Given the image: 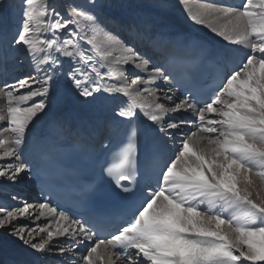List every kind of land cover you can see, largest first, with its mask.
<instances>
[{"label": "snow or ice", "instance_id": "6c2138e0", "mask_svg": "<svg viewBox=\"0 0 264 264\" xmlns=\"http://www.w3.org/2000/svg\"><path fill=\"white\" fill-rule=\"evenodd\" d=\"M208 3L187 9L219 38L195 39L216 69L206 87L174 72L193 38L142 5L0 0V264H264V194L251 178L264 184V0ZM10 56L28 71L8 79ZM65 104L101 115V183L84 195L107 194L117 212L80 218L24 198L40 166L33 130ZM64 127L53 120L48 150ZM49 217L55 228L26 223Z\"/></svg>", "mask_w": 264, "mask_h": 264}, {"label": "rangeland", "instance_id": "374dc122", "mask_svg": "<svg viewBox=\"0 0 264 264\" xmlns=\"http://www.w3.org/2000/svg\"><path fill=\"white\" fill-rule=\"evenodd\" d=\"M9 1H11L12 3L9 2ZM132 1H134L135 3H144V2L150 3V7L149 8L153 9V11L156 12V13H151V12H147V11L139 10V9H138V11H141V12L144 11V13L148 14L149 17L153 20V22L156 25H158V26H166L167 30L172 29V25L173 24H172V22L170 20L173 19L172 20L173 22H178L181 25H185V27L188 29V31L193 32V30H195L194 33H196L197 36L206 35L207 38L210 36L211 39H214V40H218L219 39V38L214 37L213 34L210 33L209 29H207L203 25H195L192 21H190V19L188 18V15H185V13L182 12L181 9L175 3V1H176V2L183 3L184 5H186V4H190V5H192V4H196V5L202 4L203 6L208 7L209 6L208 0H184V1L183 0H109V2L114 4V5H119L121 3H132ZM211 2H212V0H211ZM8 3L14 4V5H18L19 4V0H8ZM111 12L113 14H115V15H118V16H128L129 15L128 11H126L125 9H121L119 7H115L113 9H111ZM165 16H170V17L166 18ZM10 62H11V66H10L9 70H13L12 72H14V73L11 74V76H13L15 74H16L15 76H17V75H20L23 72L28 71L27 65H25L23 67H21V66L17 67L15 59H13L12 61H9L8 63H10ZM25 69H27V70H25ZM37 99H39V98H37ZM65 105H66V108L64 109L62 115H60L56 119L54 118L53 120H57L58 119V120H60L62 122H66V121H70L71 120V122H74L75 118H77V117L75 116V114H73V111L74 112L77 111V109L75 108L77 106H75L73 104H65ZM4 108H5L4 101L0 100V115L4 114V111H3ZM73 108H74V110H73ZM84 112L88 113V111L87 112L84 111ZM77 113L80 114L81 112L77 111ZM89 116H90V114L87 115V117H89ZM32 135H33V133H32ZM36 139H37V137L35 135L31 136V138H30L31 142L34 143L33 148L35 147V142L34 141H36V143L38 142ZM33 148L31 147V149L33 151L31 150V153H30V156L32 157V159H33V156L37 154V153L33 154L34 153V149ZM251 178L255 182V184L253 186V189H252L253 193H254V198H255V192L258 189L261 191V194H264V184H262V182L254 174H253V176ZM241 183L243 185V181ZM30 192H32L31 189L26 192L27 195H24L25 199H27V196L29 195ZM27 222L31 223V224L39 223L41 226L51 225L53 228H55V226H56L52 222L51 217H49L47 221L44 220L43 218H41L39 221H27Z\"/></svg>", "mask_w": 264, "mask_h": 264}, {"label": "bare ground", "instance_id": "6f19581e", "mask_svg": "<svg viewBox=\"0 0 264 264\" xmlns=\"http://www.w3.org/2000/svg\"><path fill=\"white\" fill-rule=\"evenodd\" d=\"M214 1L215 0H212V2H214ZM9 2H11V1H9ZM132 3L133 4L142 5L143 7L140 8L139 10H144V11L151 12V13H156V12L153 11V9L149 8L150 7V3H147V2L135 3L134 1H132ZM175 3L181 9V11L185 13V15H189V13L187 11V9H189V8L191 9V11L193 13L202 11L203 9L207 8V7L203 6L202 4H198V5H196V4H192V5L186 4V5H184L183 3L176 2V1H175ZM165 17L168 18L170 16H165ZM172 20L173 19H171L170 21L172 22L173 25H172V29L168 30L169 32L176 33V34L178 32H182V33H187L189 35H192V33L196 34V33H194L195 30H193V32L188 31V29L185 27V25H181L178 22H173ZM217 23H219V22H217ZM199 36L207 38L206 35H202V36L199 35ZM207 40L211 41L213 44H215V42H216V40L211 39L210 36L207 38ZM13 59L14 58L12 56H10L8 61H7V70H8L7 71V74H8L7 78H9V79H11L12 77H14L16 75L15 74V75L11 76V74L14 73V72H12L13 70H9L10 66H11V62L10 63H8V62L12 61ZM16 66L19 67L20 65L16 64ZM27 69H25V70H27ZM177 95H179V92H177ZM65 108H66V105L65 106L62 105L61 108L58 111H56V113L53 114V116L49 117L45 121H42L39 125H37L36 129L33 130V135H35L37 137L36 140L38 142L36 143V141H34L35 142V147L34 148H33L34 143L31 142V147L34 149V153L33 154L37 153L36 155H34V157H36L38 161L40 160V157H41L43 151L45 149H47L45 147V145L47 143L46 137H48L51 134L53 119L54 118L56 119L60 115H62V113H63ZM75 108L77 109V111H79L81 113L79 114V113H77V111H75V112L73 111V114H75V116L77 117V118H75V121L71 122V120H70V121L63 122L65 127H64L61 135L58 137V139L62 138V137L70 138L72 136H75L78 133H86V134H89V135H93L95 137L94 141H98L99 142V133L95 130V128H94L95 124L94 123H96V121L101 118L100 113L96 112V111H90L88 109L81 108L79 106H77ZM73 110H74V108H73ZM84 111H86V112L88 111V113H85ZM89 114H90V116L87 117V115H89ZM57 140L55 142V145L57 144ZM95 148H96V151H99V145L95 146ZM51 149H53V148H51ZM20 188L22 189L24 195H27L26 192L31 189L32 192L29 193V195L27 196V199H29V202H31V203H35L36 202V193H35L34 188H32V183H27L25 185H21ZM0 201H3V197H0ZM26 223H28V222L26 221ZM35 224H37V223H33V226ZM101 248H103V246H101ZM6 256H7L6 253L0 252V258H6Z\"/></svg>", "mask_w": 264, "mask_h": 264}]
</instances>
